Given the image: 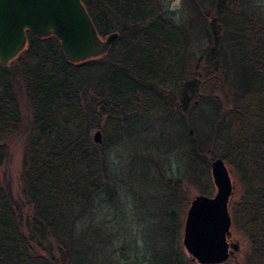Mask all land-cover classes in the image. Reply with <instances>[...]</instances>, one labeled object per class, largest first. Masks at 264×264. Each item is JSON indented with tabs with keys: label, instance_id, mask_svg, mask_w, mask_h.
Returning <instances> with one entry per match:
<instances>
[{
	"label": "trees",
	"instance_id": "trees-1",
	"mask_svg": "<svg viewBox=\"0 0 264 264\" xmlns=\"http://www.w3.org/2000/svg\"><path fill=\"white\" fill-rule=\"evenodd\" d=\"M231 1L185 0L186 16L177 24L166 17L162 0H82L99 36L117 32L119 38L105 56L78 64L67 60L55 36L27 33L25 50L8 69L0 64V173L9 158L7 143L28 121L25 205L0 179V264H195L182 245L176 214L153 243L114 231L124 222L122 213L108 217L132 197L113 157L128 122L191 119L206 111L213 114L211 136L204 142L190 134L195 169L185 178L199 194L212 196L209 162L201 163L206 157L226 162L237 187L232 233L249 244L241 264H264V41L258 24L234 12ZM195 14L206 35L193 43L186 27ZM228 35L234 38L227 41ZM244 40L251 52L242 63L255 73L248 81L259 80L256 89L236 85L234 73L243 65L228 55V44ZM95 130L103 133L102 145L93 142ZM102 213L100 236L94 218ZM83 228H96L89 237L94 247H83Z\"/></svg>",
	"mask_w": 264,
	"mask_h": 264
},
{
	"label": "rangeland",
	"instance_id": "rangeland-1",
	"mask_svg": "<svg viewBox=\"0 0 264 264\" xmlns=\"http://www.w3.org/2000/svg\"><path fill=\"white\" fill-rule=\"evenodd\" d=\"M162 4L167 18L177 24L183 22L186 16L185 0H162ZM231 8L234 12L247 13L251 16L252 23H257L262 31V40L264 41V0H232ZM244 28V24L240 22V30L243 31ZM186 29L193 43L203 40L206 35V28H204V24L200 23L197 14ZM231 38L234 36L228 35L226 40L230 41ZM250 45L251 43L247 40L228 44V55L231 59L239 60L242 63L244 57L251 52ZM193 47L197 56H201L198 46L194 44ZM242 65L234 73L237 79L236 85L242 86L244 90L256 89L255 85H258L259 80L248 81L249 75L255 73L250 69L247 70L248 67L245 64L242 63ZM21 104L24 117L27 120L30 113L29 108L22 99ZM212 115L210 111H206L202 116L199 115V117L191 119H182L178 115H171L166 118L153 117L147 120L136 118L128 122L129 126L121 134L122 144L120 148L113 151V157L115 164L120 166L119 176L126 183L124 187L132 192V197L126 200L127 205L124 209L118 203L115 205L113 213H110V217H108L110 221L115 219L113 214L121 216L122 213L124 219V222L116 223L113 227L114 231L128 239H131L134 234L146 242L153 243L158 241L163 233L160 229L162 224L173 219V214H176L177 222H181L183 225L181 241L183 240L184 224L190 203L196 196L201 195L197 188L189 183L188 178H185L186 174L195 169L189 159L188 142L191 133L194 140L207 141L212 132ZM27 124L28 121H25L26 127L22 132L7 143L9 158L0 173L1 185L20 205H25L23 163L27 147ZM212 161L206 157L203 164L201 163L203 167H207L205 163L209 162L208 170L211 180L210 165ZM232 178L234 180L233 174ZM173 188L178 190V193ZM215 192L216 189H213L212 195ZM173 195L177 196L176 202L170 203L168 198ZM132 201L138 204L140 210H135ZM103 214L94 218L100 236L102 232L99 221H102L105 216ZM90 220L92 221V218ZM96 228L91 230L83 228L82 236L86 241L82 244L84 248L86 245L94 247V243L89 242V237L93 236V230ZM86 231L88 236L85 235ZM232 239L241 245L240 252L235 254L237 256L233 264H241L242 253L248 249L249 244L238 233L233 234ZM106 256L107 252L102 255L104 258ZM187 256L191 260L188 254ZM115 264L119 263L115 262Z\"/></svg>",
	"mask_w": 264,
	"mask_h": 264
},
{
	"label": "water",
	"instance_id": "water-1",
	"mask_svg": "<svg viewBox=\"0 0 264 264\" xmlns=\"http://www.w3.org/2000/svg\"><path fill=\"white\" fill-rule=\"evenodd\" d=\"M28 32L37 38L55 36L73 64L105 56L119 38L117 32L99 36L82 0H0V64L5 69L27 47ZM103 141L102 131H95L93 142ZM210 169L216 192L192 199L182 245L194 263L225 264L241 250L232 239L230 214L236 184L222 158L214 159Z\"/></svg>",
	"mask_w": 264,
	"mask_h": 264
}]
</instances>
